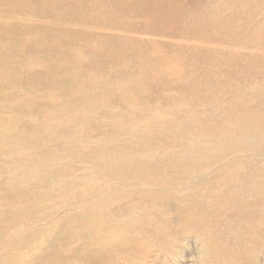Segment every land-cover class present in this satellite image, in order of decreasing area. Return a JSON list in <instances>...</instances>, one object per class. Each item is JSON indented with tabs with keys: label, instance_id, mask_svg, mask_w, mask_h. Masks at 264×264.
<instances>
[{
	"label": "rangeland",
	"instance_id": "obj_1",
	"mask_svg": "<svg viewBox=\"0 0 264 264\" xmlns=\"http://www.w3.org/2000/svg\"><path fill=\"white\" fill-rule=\"evenodd\" d=\"M201 248L264 264V0H0V264Z\"/></svg>",
	"mask_w": 264,
	"mask_h": 264
},
{
	"label": "bare ground",
	"instance_id": "obj_2",
	"mask_svg": "<svg viewBox=\"0 0 264 264\" xmlns=\"http://www.w3.org/2000/svg\"><path fill=\"white\" fill-rule=\"evenodd\" d=\"M127 235H123L122 234L115 236L114 234L108 232H104L102 235H100L102 238L101 241L105 240L106 242H109L111 245H114L113 243H115V246L112 247L114 250H118L120 251V253L124 256L127 255V253H134L137 251L140 252H148L149 251V247H147V244L143 243L141 240L140 241H136V237H134V235L140 234L141 239H143V241H145L146 243H156V240L159 239V236H157L156 234L148 231H144L142 232L140 229H133V231H127L125 232ZM151 244V245H152ZM150 245V246H151ZM229 262V261H228ZM226 264V262L224 263Z\"/></svg>",
	"mask_w": 264,
	"mask_h": 264
},
{
	"label": "clouds",
	"instance_id": "obj_3",
	"mask_svg": "<svg viewBox=\"0 0 264 264\" xmlns=\"http://www.w3.org/2000/svg\"><path fill=\"white\" fill-rule=\"evenodd\" d=\"M207 259L208 256L206 251L203 248H201L199 249L198 254L194 255L192 264H207Z\"/></svg>",
	"mask_w": 264,
	"mask_h": 264
}]
</instances>
